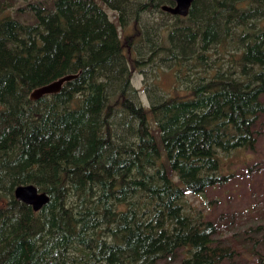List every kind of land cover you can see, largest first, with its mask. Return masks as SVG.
Instances as JSON below:
<instances>
[{
    "label": "trees",
    "instance_id": "16d2710c",
    "mask_svg": "<svg viewBox=\"0 0 264 264\" xmlns=\"http://www.w3.org/2000/svg\"><path fill=\"white\" fill-rule=\"evenodd\" d=\"M15 1L0 0V264L238 257L234 236L219 242V226L183 203L233 178L221 173V154L255 148L264 0L246 9L245 0H194L185 18L161 11L171 0H22L12 17ZM223 44L234 45L238 63L183 75L186 96L148 83L161 67L195 73ZM135 71L148 107L132 87ZM67 75L77 77L58 93L30 99ZM20 185L49 202L34 212L14 198Z\"/></svg>",
    "mask_w": 264,
    "mask_h": 264
},
{
    "label": "rangeland",
    "instance_id": "374dc122",
    "mask_svg": "<svg viewBox=\"0 0 264 264\" xmlns=\"http://www.w3.org/2000/svg\"><path fill=\"white\" fill-rule=\"evenodd\" d=\"M248 1L242 2L239 8L249 7ZM21 6L23 1L16 0L13 8L7 12L8 15L15 16V10ZM108 14L112 18V12L108 11ZM155 16L156 22H160L162 16L157 13ZM163 21L166 24L171 22L168 17L163 18ZM135 30L136 26L131 23L125 34L132 37ZM162 36L166 34L162 33ZM208 56V65L195 66V73L183 68L176 73V68L161 67L154 72L156 79L152 82L148 80V83L156 80L155 87L160 95L186 96L189 91L185 90L186 80L183 75H209L221 65H236L239 59L233 44H223ZM207 68L210 69L204 71ZM144 82L143 75L135 71L131 80L132 87L137 91L139 100L148 107ZM256 130L258 134L254 150L239 149L220 155L221 173L232 174L233 178L225 185L207 189L201 195L188 194L183 203L184 210L193 218L201 213L205 219L219 226L216 240L226 243L228 238L234 236L239 241L243 251L232 261H224L222 264H264V117L259 120ZM184 258L186 253L178 252L173 258L161 260L157 264H181Z\"/></svg>",
    "mask_w": 264,
    "mask_h": 264
},
{
    "label": "water",
    "instance_id": "95a60500",
    "mask_svg": "<svg viewBox=\"0 0 264 264\" xmlns=\"http://www.w3.org/2000/svg\"><path fill=\"white\" fill-rule=\"evenodd\" d=\"M173 5H162L160 7L161 11L167 13L171 16H177L185 18L188 16L191 5L194 0H171ZM77 75H67L52 83L46 84L35 89L30 94L31 100H38L43 96L58 93L62 86L73 79ZM14 198L32 208L34 212L41 210L48 202L49 196L44 192H39L38 189L33 185H20L14 189Z\"/></svg>",
    "mask_w": 264,
    "mask_h": 264
},
{
    "label": "flooded vegetation",
    "instance_id": "af4514ba",
    "mask_svg": "<svg viewBox=\"0 0 264 264\" xmlns=\"http://www.w3.org/2000/svg\"><path fill=\"white\" fill-rule=\"evenodd\" d=\"M172 5H173V3H172Z\"/></svg>",
    "mask_w": 264,
    "mask_h": 264
},
{
    "label": "bare ground",
    "instance_id": "6f19581e",
    "mask_svg": "<svg viewBox=\"0 0 264 264\" xmlns=\"http://www.w3.org/2000/svg\"><path fill=\"white\" fill-rule=\"evenodd\" d=\"M191 11V10H190Z\"/></svg>",
    "mask_w": 264,
    "mask_h": 264
}]
</instances>
